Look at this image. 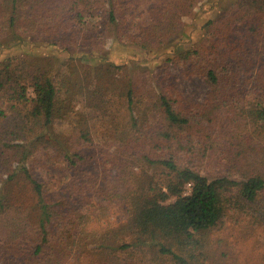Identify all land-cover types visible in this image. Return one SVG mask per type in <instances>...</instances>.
Segmentation results:
<instances>
[{"label": "trees", "instance_id": "1", "mask_svg": "<svg viewBox=\"0 0 264 264\" xmlns=\"http://www.w3.org/2000/svg\"><path fill=\"white\" fill-rule=\"evenodd\" d=\"M133 1L0 0V36L58 39L70 53L82 25L154 54L134 67L100 55L81 77L114 147L95 142L83 112L56 131L70 113L53 75L0 74V264H207L227 222L264 228V0H234L155 71L148 62L202 0H142L136 21ZM175 58L207 85L197 107L172 81ZM45 137L65 160L54 189L31 164ZM99 197L121 201L125 220L104 224Z\"/></svg>", "mask_w": 264, "mask_h": 264}, {"label": "rangeland", "instance_id": "2", "mask_svg": "<svg viewBox=\"0 0 264 264\" xmlns=\"http://www.w3.org/2000/svg\"><path fill=\"white\" fill-rule=\"evenodd\" d=\"M234 0H202L198 3L191 14L184 17V22L179 30L171 35L160 49L158 62H148L149 67L155 71L164 54H175L177 41L183 40L186 45L189 41L201 38L205 32L204 23L209 17H216L222 14ZM143 7L142 0H134L128 13L138 20V11ZM74 36L75 44L69 53L63 44L58 43V39L53 41L38 40L31 37L18 36L16 39L9 35L0 36V74L11 71L14 76L22 75L24 82L30 83L32 77L37 76V70L53 75V79L58 85L60 92L66 97L70 117L57 119L54 128L58 132H70L72 124L70 119L74 113H86L89 117L91 133L98 145H108L114 147L115 139L111 127L110 118L100 114V112L89 102L84 95L85 87L83 75L90 71V67H95L101 60L100 55H104L109 61L116 64H126L136 66L145 63L153 53L141 49L131 43H118L110 37L103 38L99 31L87 32L82 25L77 27ZM90 32L92 29H88ZM94 30V29H93ZM48 41V42H46ZM175 49V50H174ZM83 51L90 53L83 56ZM12 60L5 68V63ZM24 65V66H23ZM56 65V66H53ZM92 69V68H91ZM185 67L178 63L177 58L171 63L172 81L181 92L184 99L190 101L196 107L206 95L207 85L205 81L196 76L187 77L183 74ZM81 82L76 83V80ZM76 83V84H75ZM78 85V87H77ZM70 88V90L68 89ZM82 91V93H81ZM29 95L33 96V88L28 87ZM32 169L36 176L44 180L50 189L59 185L65 175V160L60 153L55 142L45 137L31 156ZM149 171H151L149 169ZM153 171V170H152ZM109 204L108 217L103 220L104 224L116 225L126 218L124 204L114 199L107 202L102 198H97ZM221 246L216 258L211 259L207 264H264V228L249 227L246 224H235L227 222L217 232Z\"/></svg>", "mask_w": 264, "mask_h": 264}]
</instances>
